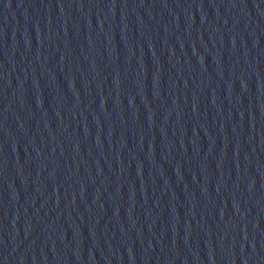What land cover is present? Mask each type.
Segmentation results:
<instances>
[{
    "label": "water",
    "instance_id": "water-1",
    "mask_svg": "<svg viewBox=\"0 0 264 264\" xmlns=\"http://www.w3.org/2000/svg\"><path fill=\"white\" fill-rule=\"evenodd\" d=\"M0 264H264V0H0Z\"/></svg>",
    "mask_w": 264,
    "mask_h": 264
}]
</instances>
